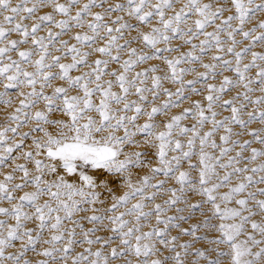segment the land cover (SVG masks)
<instances>
[{"label": "snow or ice", "instance_id": "snow-or-ice-1", "mask_svg": "<svg viewBox=\"0 0 264 264\" xmlns=\"http://www.w3.org/2000/svg\"><path fill=\"white\" fill-rule=\"evenodd\" d=\"M0 264H264V0H0Z\"/></svg>", "mask_w": 264, "mask_h": 264}]
</instances>
